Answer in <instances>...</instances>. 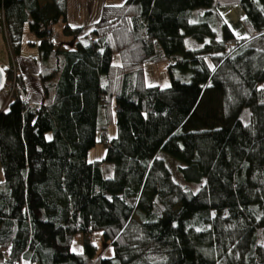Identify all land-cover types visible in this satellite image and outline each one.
Here are the masks:
<instances>
[{
  "label": "trees",
  "instance_id": "obj_1",
  "mask_svg": "<svg viewBox=\"0 0 264 264\" xmlns=\"http://www.w3.org/2000/svg\"><path fill=\"white\" fill-rule=\"evenodd\" d=\"M213 3L104 4L84 33L66 23V0H0L12 58L27 28L40 61L56 60L40 75L50 104L24 101L18 74L21 92L0 110V264H264V49L250 45L264 38V0H239L244 38L219 18L218 28L190 21L197 8L210 18ZM58 22L86 42L55 49L44 29ZM160 58L169 86H146L144 67ZM3 69L8 83L12 67ZM97 137L106 153L89 162ZM161 153L183 165L196 192L174 180ZM95 231L113 257L94 258ZM77 234L80 253L71 250Z\"/></svg>",
  "mask_w": 264,
  "mask_h": 264
},
{
  "label": "crops",
  "instance_id": "obj_2",
  "mask_svg": "<svg viewBox=\"0 0 264 264\" xmlns=\"http://www.w3.org/2000/svg\"><path fill=\"white\" fill-rule=\"evenodd\" d=\"M107 3V0H66V23L68 24L70 29L80 28L84 30V33H86L98 21L102 6ZM56 26L58 27V31L61 32L62 36L59 38V40H57V42H54L53 25L51 28V41L53 42L55 49L59 51L72 50L75 48L78 41L82 43L86 42V38H84L81 34H79L81 36H78L76 40L75 35H65L63 32L64 23L58 22L57 24H55V27ZM188 40H190V42L192 41L194 45H198L191 38H186L184 40V43L187 48H190V46L188 47L187 45ZM37 45L38 39L34 36V34L30 33L27 28H25L22 37L21 55L15 58L16 64L14 65H16L19 75H21L24 83L23 100L30 105H48L52 102L53 92H50L48 96L44 94L40 75L42 73H53L56 68V60L53 56H51L48 60L41 62L39 59L38 51H36ZM113 63L116 65L120 64V59L117 54L113 56ZM164 63L166 64V60L160 58L156 61L148 62L145 65L144 82L146 86L155 85L166 87L164 84H152L154 83L153 79L155 77H158L160 70H163L162 67L164 66ZM2 92L3 93H0V110L7 103V95L4 91ZM99 117V127L103 129L106 134H108V127H105L103 115H100ZM115 134L116 130L113 131V135L110 137H113ZM90 151L93 150L91 149ZM90 151L87 155V161L90 162L101 160L90 158ZM104 166L105 164L102 165V171ZM112 174L113 170H110V174L107 177H111Z\"/></svg>",
  "mask_w": 264,
  "mask_h": 264
},
{
  "label": "rangeland",
  "instance_id": "obj_3",
  "mask_svg": "<svg viewBox=\"0 0 264 264\" xmlns=\"http://www.w3.org/2000/svg\"><path fill=\"white\" fill-rule=\"evenodd\" d=\"M40 2H45L47 0H39ZM124 0H107V4L110 5H120ZM208 9L205 8H197L191 12H189V19L191 22H198V21H208L211 23L213 28H218L217 25H215V20L217 18L223 20L233 31L234 35L237 38H244L248 36V32L245 29L243 25V17L244 13L243 10L239 4V0H214L213 6L209 9L211 11V17L204 16V13ZM62 36L61 32L58 31V27L54 25L53 28V40L54 42H57L59 38ZM188 47L190 48H198L199 45H194L193 42L188 40L187 42ZM250 45H252L255 48L264 49V38H257L251 41ZM36 51H38L36 49ZM13 63L12 68L19 74L17 67L15 63V58L11 56L10 50L7 47L6 37L5 33L2 31L1 23H0V66L1 67H7L9 64ZM158 63V62H157ZM162 71L160 70L158 77H155L153 79L152 84H164L166 87L169 86L170 80H169V74L166 67V64H163ZM163 74V75H161ZM159 82V83H158ZM7 84V83H6ZM155 86V85H154ZM5 88V87H4ZM165 88V87H163ZM6 95V89L3 90ZM3 93V92H1ZM113 131H115V127L113 125H109L108 127V138L113 135ZM49 138L50 135H47ZM100 138L97 137V143L95 147L92 148L93 151H90V158L95 159H103L106 153V145L99 140ZM160 158L164 161V163L168 166L170 171L172 172V176L175 181L181 183L183 186H186L187 188L191 189L192 191L196 192L199 189V184L194 183H185L182 179V176L179 172V168L183 167V165L171 158L170 156L161 153ZM92 160V159H91ZM113 170V165L109 163H105V166L103 168V174L105 177L109 176L110 170ZM112 176V175H111ZM3 186V174L2 169L0 165V187ZM91 241L95 249V255L94 258H111L114 255L113 248L109 242H106L103 239L102 232L95 231L91 235ZM257 241L258 244L264 245V234L261 230L257 231ZM83 236L82 234H77L73 237L72 243H71V250L74 253H80L83 250ZM1 261V257H0Z\"/></svg>",
  "mask_w": 264,
  "mask_h": 264
},
{
  "label": "built area",
  "instance_id": "obj_4",
  "mask_svg": "<svg viewBox=\"0 0 264 264\" xmlns=\"http://www.w3.org/2000/svg\"><path fill=\"white\" fill-rule=\"evenodd\" d=\"M45 34L48 38L51 37V28L48 26L44 29ZM146 36V33H144V37ZM13 63H11V67ZM10 65H8L7 67H9ZM14 67V66H13ZM13 70V79L11 81H9L6 85H5V89L7 92V103L4 107L1 108V110H4L7 105L13 100V97L15 94L21 92V88L17 85L16 83V76L18 75V73L14 70V68H12ZM103 136V134H101Z\"/></svg>",
  "mask_w": 264,
  "mask_h": 264
},
{
  "label": "water",
  "instance_id": "obj_5",
  "mask_svg": "<svg viewBox=\"0 0 264 264\" xmlns=\"http://www.w3.org/2000/svg\"><path fill=\"white\" fill-rule=\"evenodd\" d=\"M6 83V73L3 67L0 66V93L4 90Z\"/></svg>",
  "mask_w": 264,
  "mask_h": 264
}]
</instances>
